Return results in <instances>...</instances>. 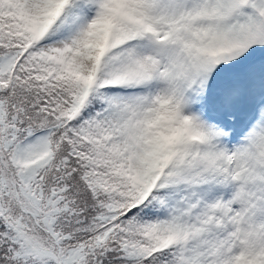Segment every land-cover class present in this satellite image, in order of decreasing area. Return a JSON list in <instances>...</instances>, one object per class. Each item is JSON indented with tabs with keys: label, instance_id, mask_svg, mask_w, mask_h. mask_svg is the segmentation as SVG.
<instances>
[{
	"label": "rangeland",
	"instance_id": "rangeland-1",
	"mask_svg": "<svg viewBox=\"0 0 264 264\" xmlns=\"http://www.w3.org/2000/svg\"><path fill=\"white\" fill-rule=\"evenodd\" d=\"M260 1L0 0L76 78L75 110L104 88L98 123L126 179L164 194L148 228L180 264H264V49L232 73L223 60L264 37ZM50 153L48 133L14 150L28 191Z\"/></svg>",
	"mask_w": 264,
	"mask_h": 264
},
{
	"label": "trees",
	"instance_id": "trees-1",
	"mask_svg": "<svg viewBox=\"0 0 264 264\" xmlns=\"http://www.w3.org/2000/svg\"><path fill=\"white\" fill-rule=\"evenodd\" d=\"M29 43L0 11V62L18 53L0 75V264H180L168 236L151 234L150 199L126 179L98 123L104 94L75 112L76 78L53 73ZM44 133L50 159L28 191L14 150Z\"/></svg>",
	"mask_w": 264,
	"mask_h": 264
}]
</instances>
